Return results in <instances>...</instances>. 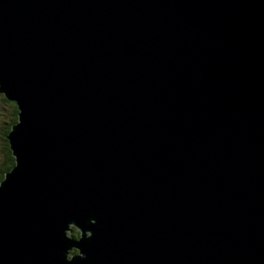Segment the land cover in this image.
<instances>
[{
	"label": "water",
	"instance_id": "obj_1",
	"mask_svg": "<svg viewBox=\"0 0 264 264\" xmlns=\"http://www.w3.org/2000/svg\"><path fill=\"white\" fill-rule=\"evenodd\" d=\"M0 93V264H264V0H0Z\"/></svg>",
	"mask_w": 264,
	"mask_h": 264
},
{
	"label": "trees",
	"instance_id": "obj_2",
	"mask_svg": "<svg viewBox=\"0 0 264 264\" xmlns=\"http://www.w3.org/2000/svg\"><path fill=\"white\" fill-rule=\"evenodd\" d=\"M0 116L5 125H2V140L4 145L3 157L0 159V183L4 180L5 175L15 166V158L13 156L11 145L9 141V134L13 125L17 124L19 118L18 106L10 102L3 94L0 93ZM75 238L80 237V233L75 230L73 234ZM73 251V254H77Z\"/></svg>",
	"mask_w": 264,
	"mask_h": 264
},
{
	"label": "rangeland",
	"instance_id": "obj_3",
	"mask_svg": "<svg viewBox=\"0 0 264 264\" xmlns=\"http://www.w3.org/2000/svg\"><path fill=\"white\" fill-rule=\"evenodd\" d=\"M2 116H0V159L3 157V152H4V145H3V140H2V134H4V131H2V125H5L4 121L1 119ZM79 232V231H78ZM75 233V231H74ZM73 233V234H74ZM74 251H77L76 249H74ZM71 255H75L73 254V251H71L70 253Z\"/></svg>",
	"mask_w": 264,
	"mask_h": 264
},
{
	"label": "bare ground",
	"instance_id": "obj_4",
	"mask_svg": "<svg viewBox=\"0 0 264 264\" xmlns=\"http://www.w3.org/2000/svg\"><path fill=\"white\" fill-rule=\"evenodd\" d=\"M74 230H75V228H74Z\"/></svg>",
	"mask_w": 264,
	"mask_h": 264
}]
</instances>
